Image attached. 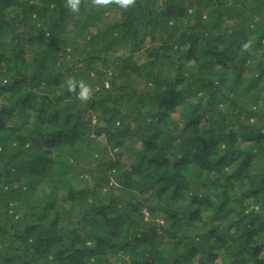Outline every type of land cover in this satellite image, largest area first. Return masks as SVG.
I'll return each instance as SVG.
<instances>
[{
  "label": "trees",
  "instance_id": "1",
  "mask_svg": "<svg viewBox=\"0 0 264 264\" xmlns=\"http://www.w3.org/2000/svg\"><path fill=\"white\" fill-rule=\"evenodd\" d=\"M260 154L264 0H0V264H264Z\"/></svg>",
  "mask_w": 264,
  "mask_h": 264
},
{
  "label": "clouds",
  "instance_id": "2",
  "mask_svg": "<svg viewBox=\"0 0 264 264\" xmlns=\"http://www.w3.org/2000/svg\"><path fill=\"white\" fill-rule=\"evenodd\" d=\"M95 4L100 6H107L112 3L119 5L121 8L128 7L133 0H94ZM80 0H67V7L73 12L76 13L79 11ZM77 85L79 86L78 98L81 100H87L90 95V90L82 82H77L74 80H69L68 91L72 92L76 90Z\"/></svg>",
  "mask_w": 264,
  "mask_h": 264
},
{
  "label": "rangeland",
  "instance_id": "3",
  "mask_svg": "<svg viewBox=\"0 0 264 264\" xmlns=\"http://www.w3.org/2000/svg\"><path fill=\"white\" fill-rule=\"evenodd\" d=\"M243 145H244V144H243ZM259 158H260L261 163H262V162L264 163V155L260 154V155H259ZM262 166H264V165H262ZM207 213H208V212H207ZM207 213L204 212L203 217L207 216ZM208 214H209V213H208Z\"/></svg>",
  "mask_w": 264,
  "mask_h": 264
}]
</instances>
